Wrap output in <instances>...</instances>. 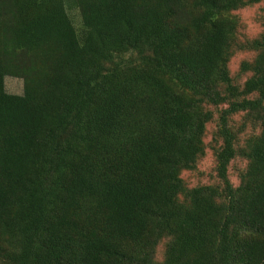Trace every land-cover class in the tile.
<instances>
[{
    "label": "trees",
    "instance_id": "1",
    "mask_svg": "<svg viewBox=\"0 0 264 264\" xmlns=\"http://www.w3.org/2000/svg\"><path fill=\"white\" fill-rule=\"evenodd\" d=\"M254 6L0 0V264H264V30L240 38L238 15ZM208 150L218 183L188 186Z\"/></svg>",
    "mask_w": 264,
    "mask_h": 264
},
{
    "label": "rangeland",
    "instance_id": "2",
    "mask_svg": "<svg viewBox=\"0 0 264 264\" xmlns=\"http://www.w3.org/2000/svg\"><path fill=\"white\" fill-rule=\"evenodd\" d=\"M70 15L76 27H80L81 20L78 12L71 10ZM238 15L241 18L239 30L240 38H254L264 30V12L262 10V6L246 8L242 11H239ZM248 58H250L248 53H240L235 56L231 63V72L233 75L238 76V69L241 62ZM241 78L243 79V77ZM5 84L8 93L15 95L23 94L24 84L22 80L8 77L5 81ZM243 121V115H237L233 117L231 125L234 127V129H238ZM215 127V124L209 125V133L206 140L207 143H210ZM258 132V130H254L252 124L247 123V129L241 135V143H243L252 134L257 135ZM246 167L247 162L241 158L235 159L230 165L229 177L234 186L239 184V176L243 171H245ZM183 178L185 179L186 184L190 187L218 183L216 178V163L213 152L208 150L206 157L198 164L196 171L185 172L183 174Z\"/></svg>",
    "mask_w": 264,
    "mask_h": 264
}]
</instances>
